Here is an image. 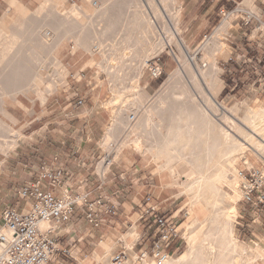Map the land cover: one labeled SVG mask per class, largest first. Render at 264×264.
<instances>
[{
	"label": "rangeland",
	"instance_id": "rangeland-1",
	"mask_svg": "<svg viewBox=\"0 0 264 264\" xmlns=\"http://www.w3.org/2000/svg\"><path fill=\"white\" fill-rule=\"evenodd\" d=\"M18 1L28 10L23 28L14 23L4 22L3 19L10 9L6 0H0V31L19 37L16 50L0 67V140L9 142L12 140L9 135L1 132L2 127L18 131L21 135L15 151L7 156L0 152V164L4 163L0 170V215L8 207L22 208L24 201L20 198V186L30 181V173L35 170L33 168L40 166L41 170L44 164L48 166L52 157L60 155L65 160L69 156L72 162H75L74 158L82 161L80 166L76 164V167H84L83 174L96 170L99 175L106 176V179L111 182L109 184L111 190H108V194L112 193V188L119 186V183L126 182L125 186L130 188V191L120 189L123 196L125 195V201L121 200L120 203L132 204L133 201L136 203L133 209L123 217V222L118 224V229H116L117 224L113 225L112 243L115 244L113 243L112 249H107L104 244L113 237L107 241L100 238L92 240L90 237L76 239L72 245H67L66 240L63 239L65 243L62 248L67 249L68 253L48 264H105L107 262L112 264L114 256L123 249H126L128 254L127 262L134 264L135 254L148 248L156 236L153 219L149 221L142 219L148 196H151V205L159 210V215L175 218L174 222L182 229V239L175 241L168 249L172 258L179 257L188 249L185 233L192 215L188 196L183 194V188L171 186L168 182L162 183L160 175L156 174V164L144 161L142 155L131 148V141L138 136L141 137L140 134L130 135L129 132L135 124L137 125V118L128 121L126 126L131 128L124 127L122 132L109 144L104 143L105 134L113 124L114 116L113 109L107 106V102L112 98L116 87L122 93L126 92L130 90L131 80L139 76L140 86L135 90V97L139 100L141 94L146 96L143 104L138 105L141 109L152 107L158 103V100L171 98L173 95L185 100L186 95H184L182 85L178 83L179 78L184 81L191 95L197 97L199 105L203 106V100L198 98L200 96L198 90L189 83L191 75L185 72L182 76H174L181 64L177 59L184 55L188 61L191 57H195L194 61H190L189 64L195 71H198L201 84V73L210 69L212 65H216L213 79L218 90L217 102L230 112L237 110L235 115L231 113L234 118L226 114L230 118L235 121L242 120L250 111L255 112L264 108V0H254V9L242 7L244 0H238L239 8L235 3L227 4L225 0L219 1L215 9L218 15H214V24L201 35H198L197 31L199 21L189 27L190 17L187 18L185 9L187 6H183L184 0H180L182 7L178 26L180 33L176 42L178 41L183 46L179 48L173 45L166 52L149 59L146 57L156 37L142 38L140 37L141 32L131 36V28L136 24L137 16L135 15L143 11L145 7L141 5L122 9L120 21L115 30L116 33L122 35L119 53L122 54L124 50L130 51L129 55L133 58H130L128 70L123 72L119 82L115 83L101 67L107 65L113 58H103L101 55L92 56L78 47L75 51V37L81 34L83 27L88 25L99 28L102 24L101 29L105 30L100 32L99 37H94V43L107 39L106 24L96 19L90 20L91 17L88 18V15L96 8L105 7L110 0H91L86 7L83 0H63L64 12H68L72 6L81 10L85 7L83 15L87 18L80 21L83 27L76 29L69 37L63 36L70 24H65L62 29H59L56 20L48 21L47 16L50 14L58 19L61 17L54 12L53 7L40 13L39 10L46 0ZM156 5L171 29L173 26L169 14L158 0H156ZM167 5L170 10H176L171 2ZM224 5L228 13L226 18H223L220 13ZM86 11L87 14H85ZM145 11L147 12L146 9ZM163 11H165L164 14ZM231 17V26L220 38V43L227 46L228 54L219 53L205 60L203 49L207 41L220 35L224 20ZM34 50L36 53L30 56ZM138 52L141 53V57L134 58ZM24 57L32 60L27 73L16 86L13 82L7 83L5 77L9 71L7 67L11 61ZM58 64L65 68L64 74L59 70ZM154 66H159L162 70L158 78L151 74L150 69ZM184 71L185 68L182 72ZM47 84H51L52 88L51 92L46 94V101L43 104L37 92L38 89L45 90ZM202 88L206 93H211L207 86L202 84ZM119 109L120 107H117L115 111ZM224 114L223 111L218 112V116L213 117L214 121L222 126L226 125ZM125 135L126 137L130 135L127 146L123 148V152H118V148L126 140ZM82 136L84 137L83 142ZM83 152L84 157H82ZM64 166L59 167L64 168ZM235 169L240 178L239 186L237 190L228 183L221 186L223 196L219 201V208L224 211L229 206L236 207L237 218L234 219L232 228L238 245L242 249L255 248L257 244L264 242V203L258 207L246 203L242 199L240 187L246 182L245 177L249 176L251 170L258 171L264 176V162L250 153L238 159ZM221 204L225 205L221 206ZM204 213H207L206 216L203 212L198 216L199 220H207L208 230L206 229V232L219 230V225L223 222L222 216L217 215L220 212L209 209ZM120 215L119 213L116 218L117 222H120ZM2 226L0 221V228ZM132 232H135L133 237L129 235ZM140 235L144 236V240L140 241ZM120 239H122L121 243H119ZM132 248L134 251H131ZM95 252L101 257L108 255V258L105 262L98 261L94 258ZM248 254L251 257L249 252ZM253 264H264V259H256Z\"/></svg>",
	"mask_w": 264,
	"mask_h": 264
},
{
	"label": "bare ground",
	"instance_id": "bare-ground-1",
	"mask_svg": "<svg viewBox=\"0 0 264 264\" xmlns=\"http://www.w3.org/2000/svg\"><path fill=\"white\" fill-rule=\"evenodd\" d=\"M158 1L169 14V19L173 26L171 29L168 27V21L165 20L160 9H158L156 0H110L105 7L94 9L88 15V18L90 16V20L96 19L100 23L104 22L106 24V27H104L107 30L106 33L104 32L107 39L99 43H94L93 39L94 37H99L100 32L103 30L101 29L103 28L102 24L99 28L97 26L88 25L83 27L80 25V21L83 18L87 19L83 15L84 8L91 0H83L85 4L83 10L72 6L68 12H64L63 0H46L39 11L43 13L49 7H53L54 12L61 17L58 19L55 15L50 14L47 16L48 21L56 20L59 29H62L65 24H70L68 31L63 37H69L74 34L76 29L83 27L81 34L75 37V51L78 47L84 49L92 56L101 55L103 58H113L107 65L101 67L112 79V82L115 83L119 82L122 73L128 70L130 58H133L132 55H129L130 51L127 52V50L123 49V53H119V46L122 44L120 37L122 35L116 33L115 30L120 21L122 9L142 5L147 10V12L144 9L136 13V24L131 28V36L141 32L142 36L140 37L142 38L156 37L155 43L146 58L149 59L164 53L173 45H177L179 48L183 46L178 41L176 42V38L180 33L178 30L182 8L180 0ZM6 2L10 11L4 17V22L7 24L14 23L16 26L23 28L28 12L27 8L18 0H6ZM170 2L175 6V11L167 7ZM242 7L254 9V0H244ZM165 11H163V14ZM256 12L257 10L255 9L254 13L256 14ZM85 14H87V11ZM231 19L232 17L224 20L220 35L207 41L203 49L205 60L219 53L228 54L227 46L220 43V38L231 26ZM18 43L19 37L17 35L0 31V67L7 60V57L16 50ZM35 53L36 51L34 50V53L30 56ZM140 57V52L134 56V58ZM178 58L177 61L181 64L174 76H182L185 72L191 75L189 83L198 90L200 95L198 98L203 100V106L199 105L197 97L195 98L194 95H191L184 81L179 78L178 83L182 85L184 95H186L185 100L176 98V95H173L171 98L167 97L158 100V103L152 107H146L147 109L142 107L141 109L138 105L143 104L146 96L141 94L139 100L135 97V90L140 86V77L137 76L131 80L130 90L122 93L116 87L113 90L112 98L107 102V106L113 109L114 116L112 119L113 124H111L105 134L104 143L109 144L122 132L124 127L127 129L131 128L126 126L129 123L128 121L137 118V125L135 124V127H132L129 132L130 135L140 134L141 137L138 136V138L131 141V148L141 154L144 161L156 164V174L160 175L162 183L168 182L171 186L183 188V194L188 196V204L191 206L190 210L192 212L190 222L186 226L187 232L185 233L188 249L179 257L176 256L177 258H168L165 264H253L256 259H264V242L257 244L255 248L242 249L238 245L232 228L233 221L237 218V209L234 206H229L224 211H221L219 201L223 196L221 193V188L223 187L221 186L224 183L230 184L229 186L234 187L236 190L239 186L240 178L235 165L240 157L251 153L264 162V108L262 107L255 112L250 111L251 113L249 112L242 120L235 121L226 114L231 115L232 113L235 115L237 110L234 109L230 112L217 102L218 90L213 79L216 65H212L210 69H206V71L201 73L202 84L210 89L211 93L208 92V94L204 91L198 79V71H195L189 64L190 61H194L195 57H191L190 61L184 55ZM31 61L30 58L26 57L11 61L7 67L9 71L5 75L6 82H13L14 86H16L18 81L27 73ZM58 68L62 74L65 73L63 66L58 64ZM183 68H185L184 72H182ZM51 88V84H47L45 90L41 91L38 89L37 93L43 104L46 101V94L51 92ZM117 107H120L119 111L117 110L118 112L115 111ZM221 111L225 112L223 118L226 125L223 126L214 121L215 119L213 118L218 116V112ZM231 116L233 117V115ZM1 132L9 135L12 139L10 142L0 140V152L7 156L15 151L21 135L18 131L4 127L1 128ZM130 135H127V137L125 135L126 140L120 145L118 152H123ZM3 164H0V170ZM228 199L230 198L228 197ZM224 205L221 204V206ZM209 209L219 211L220 213H217V215H221L223 218V222L219 225V230L217 229V231L206 232L207 220H199L200 214L203 212L204 215V212ZM198 211L201 213L199 212L198 214ZM46 226L47 224H43V227ZM134 233H129V235L133 237ZM113 243L112 240H109L104 246L110 250ZM248 252L251 257L248 256ZM94 258L105 262L108 255L101 257L99 253L95 252ZM105 264L110 263L107 262ZM125 264L130 263L126 261ZM144 264L153 263L147 262Z\"/></svg>",
	"mask_w": 264,
	"mask_h": 264
},
{
	"label": "built area",
	"instance_id": "built-area-1",
	"mask_svg": "<svg viewBox=\"0 0 264 264\" xmlns=\"http://www.w3.org/2000/svg\"><path fill=\"white\" fill-rule=\"evenodd\" d=\"M225 1L238 4V0ZM221 14L225 16L226 12L222 11ZM150 71L155 78L162 73L159 66H154ZM67 175L64 168L51 169L44 164L38 172L37 180L20 192L24 208L29 204L28 210L8 207L1 213L0 221L3 226L0 228V264H48L56 255L68 253L54 236L58 231L55 225L70 223L75 214L81 213L93 227H98L102 214L116 215V207L107 208L105 199L101 196L91 200L84 193L66 189L61 191ZM102 177L100 188L105 185ZM245 180L240 187L243 201L255 207L263 204L264 176L251 170ZM146 201L142 219H153L156 236L148 248L135 254L134 264H165L171 258L168 253L170 246L182 239V229L174 222L175 218L158 214L159 210L151 205V196ZM43 224L47 226L43 227ZM125 250L114 256L112 264L126 263L128 254Z\"/></svg>",
	"mask_w": 264,
	"mask_h": 264
},
{
	"label": "crops",
	"instance_id": "crops-1",
	"mask_svg": "<svg viewBox=\"0 0 264 264\" xmlns=\"http://www.w3.org/2000/svg\"><path fill=\"white\" fill-rule=\"evenodd\" d=\"M219 1L221 0H210V1L209 0H184L183 1V6L184 5L187 6L185 8L187 18L189 19L190 17L189 19L190 24L188 23L189 27L192 24L197 23L199 21V25L197 26V31L199 32L198 35H201V33L205 31L206 29H210L211 25L214 24L215 22L214 15L216 14L215 9L217 5L219 4ZM211 3H213V5H211ZM239 4H237L238 8L240 6ZM222 11L226 12V15L223 16V18H226V16L228 15L226 11V5L222 6V8L220 9V13ZM216 15H218V13ZM83 141H84V137L82 136V142ZM84 155L85 153L83 152L82 157H84ZM74 161L75 162H72L69 156H68V159L64 160V158L62 159L61 156L59 155L54 158L52 157V159L48 162V167L51 169H55V168H58L59 166L66 165L64 166V168H66L65 170L67 171L68 175L66 177V183L64 187L61 188V191L66 189L72 192L84 193V194H87L88 198L91 200H94L98 198L99 196H101L105 199L104 201L107 205V208L110 206H114L116 207L117 212H116V215L102 214L99 218L100 224L98 227H93V225H91L87 221L85 216L81 213L75 214L72 217L70 223L63 224V225H55L56 227H58V231L55 233L54 236L58 238V241L61 247H63L65 243V241L63 243V239L66 240L67 245L68 244L72 245L73 243L76 242V239H86L90 237L92 240L100 238L103 240L106 239L105 241H107L109 238L114 237L113 236L114 234L113 225L116 226L117 224L116 229H118V224L123 222L122 220L123 217L126 216V214L133 209V205L136 203L134 201L132 202V204H129L127 202L120 203L121 200L125 201V197H124L125 195L123 196L120 189L122 190L125 189V191L127 192L130 191V188L125 186L126 182L119 183V186H115V188H112L114 194L113 192L112 193L109 192L110 194H108L107 193L108 190H111L109 189L110 188L109 184L111 182L106 179V176L102 177L96 172V170L94 172L88 171V172H85V174H83L82 172L84 170V167L83 168L76 167V164H79L78 166H80V163H82V161L76 158H74ZM33 169L35 170L30 173V176H31L30 181H27L24 185L20 186L21 190L25 186L33 184L34 181L37 180L40 166L37 168H33ZM101 177L105 185L100 188ZM24 207H25V204L23 203L22 208L24 211H27L29 208V204L26 205V208ZM119 213L121 214L119 216L120 222H117L116 218L119 215ZM146 233L148 234V232ZM144 236H141V235L139 236L140 241L141 239L144 240ZM110 240H113V239H110ZM121 242H122V239L119 240V243ZM58 257H61V255H56L52 260L54 261Z\"/></svg>",
	"mask_w": 264,
	"mask_h": 264
}]
</instances>
